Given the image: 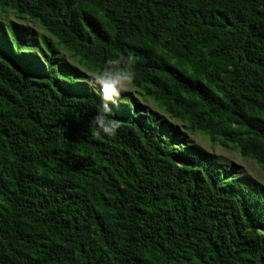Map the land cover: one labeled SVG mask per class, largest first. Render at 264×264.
I'll return each mask as SVG.
<instances>
[{
	"label": "trees",
	"instance_id": "1",
	"mask_svg": "<svg viewBox=\"0 0 264 264\" xmlns=\"http://www.w3.org/2000/svg\"><path fill=\"white\" fill-rule=\"evenodd\" d=\"M0 14L55 41L38 67L15 27L0 43V264H264V191L185 136L264 171V0H0ZM60 52L91 75L133 60L131 88L180 126L123 94L117 135L92 136L100 97Z\"/></svg>",
	"mask_w": 264,
	"mask_h": 264
},
{
	"label": "rangeland",
	"instance_id": "2",
	"mask_svg": "<svg viewBox=\"0 0 264 264\" xmlns=\"http://www.w3.org/2000/svg\"><path fill=\"white\" fill-rule=\"evenodd\" d=\"M8 24L15 27L20 38L23 41H26L25 43L29 42L28 45L32 47L31 50L24 51L22 53L23 56L27 60L33 61L36 67L40 66L41 63H43V59L40 53H43L46 55L45 57H48L42 42L48 41L50 44H54L55 41L36 24L30 23L25 19H18L12 14H8L6 16H1L0 14V38L5 39V42L0 39V43L3 44L5 48L9 47V44L6 40V38H8ZM60 54L64 58V64L77 69L80 73L83 74L86 80L91 78L92 75L78 66L77 63L73 61L68 55L64 54L63 52H60ZM87 82L88 81H84L83 85L87 86ZM123 94L129 95L131 97V100L137 103L141 111L144 112L142 113L143 117L147 118L149 114L154 115L155 119L158 121L156 122V126L161 127V121L166 122L170 125H177L178 127L180 126L176 122L171 121L160 109H158L150 101L143 102L133 88H130ZM118 104H123L125 107H128L127 102L120 101L118 102ZM181 131L183 132V130ZM185 136L203 155L219 163L223 167H227L225 171L226 173H229V168L232 167L234 170V176H236L238 179H243L264 191V171L260 167H258L255 162L241 157L240 154L235 150H225L221 148L219 144L212 143L209 139L201 134H185Z\"/></svg>",
	"mask_w": 264,
	"mask_h": 264
},
{
	"label": "clouds",
	"instance_id": "3",
	"mask_svg": "<svg viewBox=\"0 0 264 264\" xmlns=\"http://www.w3.org/2000/svg\"><path fill=\"white\" fill-rule=\"evenodd\" d=\"M136 79L135 62L122 57L108 58L91 76L87 86L101 101L89 123L92 136L114 138L117 135L119 124L112 119V109L118 105L123 93L135 85Z\"/></svg>",
	"mask_w": 264,
	"mask_h": 264
}]
</instances>
